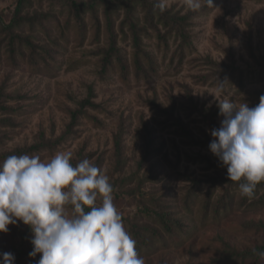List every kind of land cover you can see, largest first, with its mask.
<instances>
[{
    "label": "rangeland",
    "instance_id": "rangeland-1",
    "mask_svg": "<svg viewBox=\"0 0 264 264\" xmlns=\"http://www.w3.org/2000/svg\"><path fill=\"white\" fill-rule=\"evenodd\" d=\"M163 2L173 13H191L189 41L180 56V38L168 36L165 43L150 29L142 35L146 55L140 58L145 72L138 75L130 33L122 34L118 21L115 40L126 71L123 74L114 61L101 73V51L109 44L101 8L96 37L89 13L83 15L82 26L72 19L67 27L68 12L59 0H32L23 12L47 13L48 32L41 26L31 30L24 25L22 34H30L35 44L53 48L57 55L50 68L42 63L33 66L18 51L11 60L7 39L0 32V103L12 108L10 112L0 109V118L10 117L14 122L0 125V153L28 148L42 139L57 141L55 147L28 155L47 160L71 151L73 166L83 159L94 162L110 178L113 203L122 217L139 224L151 223L153 216L145 208L148 212L156 209L153 198L173 202V217L183 226L195 227L196 233L177 245L140 255L145 264H264V258L228 257L233 250L241 252L264 243V231L256 228L264 224V205L240 206L237 188L227 213L216 219L210 207L203 219L208 178L228 176L227 168L209 149L211 129L199 113L203 106L218 109L219 127L223 117L218 100L227 98L254 107L264 95V0H213V6L205 4L197 11L190 10L184 0ZM14 10V0H0V27L10 22ZM23 52H28L25 45ZM207 59L234 65L232 80L227 73L223 87L197 81L203 74L215 78L217 69ZM88 96L95 106L81 107ZM225 186L223 182L216 186L212 201ZM190 189L193 204L188 213L182 202ZM123 223L128 230L129 223ZM32 235L22 221L9 225L7 233L0 232V253L13 254L19 243L31 242Z\"/></svg>",
    "mask_w": 264,
    "mask_h": 264
},
{
    "label": "clouds",
    "instance_id": "clouds-1",
    "mask_svg": "<svg viewBox=\"0 0 264 264\" xmlns=\"http://www.w3.org/2000/svg\"><path fill=\"white\" fill-rule=\"evenodd\" d=\"M184 2L193 11L213 6V0ZM156 7L163 12L166 5L160 0ZM218 108L223 119L210 130L209 149L229 180L240 182L241 195L251 199L264 182V95L254 107L226 98ZM72 158L71 151H62L47 160L9 155L0 163V232L18 221L28 225V255L41 254L37 264H145L113 203L108 175L89 159L73 166ZM259 255L264 258V252ZM0 256V264H14L12 253Z\"/></svg>",
    "mask_w": 264,
    "mask_h": 264
},
{
    "label": "trees",
    "instance_id": "trees-1",
    "mask_svg": "<svg viewBox=\"0 0 264 264\" xmlns=\"http://www.w3.org/2000/svg\"><path fill=\"white\" fill-rule=\"evenodd\" d=\"M15 10L13 16L7 24L1 25L0 32L4 34L7 39V48L9 49V58L14 60L15 53L18 51L22 53L27 61L33 66H40L42 63L46 68L52 67L54 57H56V52L53 48H48L47 46H41L35 44L31 40L30 34H22V29L24 25H27L29 29H34L36 26H41L46 32H48L44 22L48 20L47 13H37L32 14L28 11L23 12L27 7L32 4V0H14ZM63 9L68 12V17L66 20V26L70 24V20L74 19L79 26H82L83 15L89 13L95 21L96 32L95 35L98 37L101 22L98 18V8H101L105 30L108 34L109 44L108 47L104 48L101 53V73H104L107 69L113 66L114 61H117L122 67L123 74L126 71V65L123 61V57L120 54L119 48L116 46V34H115V23L118 21V29L122 34L130 33L132 39V45L135 49L134 53V64L136 74L144 73L140 55H146L145 51L142 50V35L149 33V30H153L157 33L159 40L166 43L168 36H174L175 38H180V56L184 54V46L187 45L189 41V33L187 30L188 22L190 19V12L186 14H179L177 12H171V9L165 8L163 12L159 10L156 5L159 3L157 0H59ZM138 13H142L141 16ZM142 20V24H141ZM126 28V30H125ZM83 31V30H82ZM23 45H25L28 52H23ZM15 62V61H14ZM206 62L211 66L215 67L216 72L213 74H203L198 76L199 82L205 84H218L221 87L225 85L226 80L224 79V74H229V80H232L233 75L236 71V67L232 64L218 63L210 59ZM17 63V62H15ZM239 83H242V78L240 77ZM89 95H93L90 90ZM90 96L81 101V107L84 106H95L90 100ZM259 102L255 103L256 106ZM0 109L10 112L12 108L0 103ZM201 120L207 124V126L212 128H218L216 123V115L218 109L213 107H202L199 110ZM76 113H73V121L76 119ZM178 123V120L176 121ZM0 125H14L12 118H0ZM182 127V126H181ZM184 129V128H183ZM119 140L116 141L117 156L118 161L121 160V151ZM57 141H52L50 139H42L41 142H37L28 148L14 149L9 152L0 153V161L5 160L9 155H22L30 154L33 152L40 151L45 148L55 147ZM205 157V156H204ZM207 158V157H206ZM209 160V159H208ZM210 183V188L203 202V219L206 217L207 213L210 211L214 218L218 219L221 213H227L234 204L235 191L240 182L230 181L228 177H210L208 181ZM221 182L226 183L224 192L218 196L215 201L211 200V196L218 184ZM262 190L261 194L259 192ZM192 196L193 189H190L184 196L182 202L183 208L186 209L188 213L191 212L192 207ZM167 201V200H166ZM162 202L160 198H153V203L156 209L149 211L145 208V212L149 216H153L151 223L139 224L134 221H130L128 218H123L124 221L129 223V228L127 232L130 236L136 240V248L139 255L147 254L155 251L158 247H167L168 245H177L181 240L190 238L196 233V229L193 226H183L179 219L174 218L171 210L173 202ZM240 206L246 205L247 207H257L264 205V182L257 185L254 197L249 199L248 197L242 196L240 194L239 199ZM88 211V209H85ZM257 230L264 231V224L256 225ZM33 245L31 242H21L14 248L13 255L15 256L14 264H37L40 259L41 254H37L36 257H29V252L32 251ZM264 252V243L257 245L253 249L244 250L241 252L232 251L228 257H239L242 260L247 257L252 258L256 261H260L262 258L259 253ZM221 261L222 259H218ZM218 261V262H219Z\"/></svg>",
    "mask_w": 264,
    "mask_h": 264
}]
</instances>
